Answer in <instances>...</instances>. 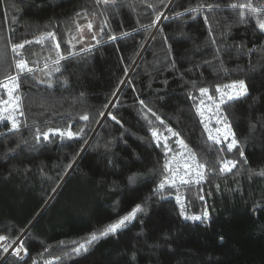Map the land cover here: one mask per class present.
Returning <instances> with one entry per match:
<instances>
[{"label": "trees", "instance_id": "obj_1", "mask_svg": "<svg viewBox=\"0 0 264 264\" xmlns=\"http://www.w3.org/2000/svg\"><path fill=\"white\" fill-rule=\"evenodd\" d=\"M242 2L247 0H165L164 4L147 0L168 18L161 17L154 27L145 28L152 24L155 13L144 0H124L118 3L117 12L107 13L109 24L117 36L124 31L134 35L106 43V29L105 36L98 37L101 44L86 55V62L79 58L62 62L63 71L53 74L51 89L21 77L25 116L16 114V118L21 122L22 138L29 143L17 147L19 134L0 137V234L19 237L17 241L24 242L28 255L18 260L0 251L5 257L0 264H33V260L38 264L45 260L53 264H264V178L249 180L245 173L235 179L231 175L210 177L202 185L211 214L209 224L183 220L172 199L174 190H168L165 199H147L158 182V161L163 156L151 141L136 98L138 93L167 125L179 131L198 157L213 160L215 154L207 151L210 142L187 94L191 91L199 96L197 89L208 87L209 94L215 95V85L244 79L249 95L231 108L223 107L242 142L247 167L264 168V33L255 17L246 13L241 22L238 10L229 7ZM251 2L264 5V0ZM199 3L219 4L213 13H205L221 49L219 59L215 58V46L202 15L172 19L177 11ZM94 7L93 0H0V80L15 71L11 43L53 30L61 49L66 50L63 41L70 26L66 22L76 12L87 8L91 13ZM88 18L98 28L103 19L99 12ZM85 45L78 44L76 50ZM25 51L29 61H36L34 66L41 69L51 63L46 57L55 58L54 51L36 44L26 46ZM221 61L229 69L227 75L215 70ZM35 75L48 80L43 71ZM65 80L67 87L62 86ZM120 80L125 83L120 85ZM117 87L121 91L114 97ZM0 96L7 98L3 89ZM110 100L108 111L121 119L124 129L107 119V112L105 118L98 115ZM85 111L89 122L78 119ZM69 120L74 131L84 127L83 139L66 141L64 146L58 140L42 142L33 149L36 126L42 130L65 128ZM0 131H6L4 123H0ZM9 148L16 150L8 153ZM237 151L223 155L239 159ZM72 159L76 163L68 174L58 175ZM42 168L50 178L41 175ZM149 169L157 172L141 175L129 184L130 175L145 174ZM184 194L189 213L199 214L204 203L199 200L198 189ZM138 203L145 204L146 215L90 246L86 253L64 256L65 251H71V244L62 246L61 241H82ZM58 256L60 260H56Z\"/></svg>", "mask_w": 264, "mask_h": 264}, {"label": "snow or ice", "instance_id": "obj_2", "mask_svg": "<svg viewBox=\"0 0 264 264\" xmlns=\"http://www.w3.org/2000/svg\"><path fill=\"white\" fill-rule=\"evenodd\" d=\"M124 0H93L95 5L93 11L89 13L87 8L82 9L74 14L69 23L70 26L66 29V38L63 43L67 46L66 50L61 49V41L58 39L57 34L53 30L41 31L39 34L33 36L32 39H23L17 43H11V52L13 55V64L14 73H9L3 80H0V89H3L6 93V99L3 96H0V123H4L6 131H0V137L5 139L9 138V134H19L20 138L17 142V147L20 144L29 143L27 140H24L23 134L21 132V122L17 120L16 114L23 117L25 116L24 111V97L20 91V82L21 77L28 79L29 77L32 80L36 81V85L44 84L47 88L51 89L54 87L52 76L54 73H62L63 71V61H72L77 58L85 60L86 55L92 53L93 50L101 44V40L98 37L105 36V30L107 29L109 35L106 36L105 42H116L118 39H124L129 36L134 35L127 31L121 32L119 36L112 33L109 18L107 13L111 10L113 13L118 11V3H122ZM147 3V0H144ZM172 0H167V3H171ZM159 3L164 4L165 0H159ZM147 7L152 9L155 13V18L151 25L145 26L154 27L159 23L161 17L167 19L164 12L157 11V5L154 3H147ZM229 7L232 10H238V18L241 22H244L246 19V13L252 17H255L257 27L259 30L264 33V5L254 6L251 0L242 3H231ZM219 8V4L212 3H199L195 7H190L185 11H177L172 19H181L188 14H191L192 18L197 17L198 15L203 16L204 23L208 26L210 42L215 46V58H220V47L216 45V37L212 32V25L209 21V16L205 13H213L215 9ZM99 12V15L103 17L100 22L99 28L94 31V20L89 19V15L95 17ZM83 19L86 21L85 24H81L79 21ZM47 28V26H45ZM85 29L87 33L90 34V41H95V43H89L84 47L80 48L78 51L77 45L83 44L85 39ZM138 31V30H135ZM154 38V37H153ZM165 43H167V37H163ZM40 45L41 48H47L51 52H55V58L46 57L45 59H51V63H45L43 68L34 66L36 61L30 62L27 58V52L25 51L26 46L30 45ZM66 51V54H65ZM167 51L171 52V46L168 45ZM205 63H210L205 61ZM3 64V56L0 53V65ZM175 66L173 61V67ZM215 70L222 72L227 75L229 69L224 66L221 61L220 65L215 68ZM38 71H43L48 77L47 82L39 79L35 74ZM127 71V68H125ZM125 80H120L119 84L123 85ZM62 86L67 87V81L62 82ZM133 92H136L135 86H132ZM121 91L120 87L115 89L113 96ZM199 96L193 95L191 91L188 92V98L191 99L197 109V114L201 117V122L204 124V131L207 133V142L208 148L207 151L214 152L215 156L213 160L207 158L198 157L197 152L194 151L185 139L181 136V133L175 130L173 127L166 124L165 120L161 118L156 111H154L144 99L139 98L137 93V103L139 104L138 113L143 119L145 124L148 127L150 132L151 141L154 143L155 147L160 149L162 152L163 159L158 161L160 164V169L158 173V182L155 187L152 189L151 196L147 199H151L152 196H156L160 199L166 198V193L168 190L175 191V202L179 207L180 217L189 222H199L201 224H209L211 221V214L208 208L207 200L205 195H203L204 188L202 185L209 182V178L213 176H224L227 177L231 175L234 179L237 178L241 173H245L247 178L251 180L253 177L264 178V168L260 170L252 169L247 167L248 161L245 156L243 145L240 140L237 139L236 133L232 127V122L229 119L227 110L223 107L227 105L228 108H231L233 103L236 101H241L249 95V89L246 81L244 79L232 80L229 83L220 85H215V95H210L208 87H199L197 89ZM210 102L209 104L205 103V99ZM112 101L104 105V109L101 110L98 115L100 118H105V113L107 112V119L114 121L115 124L119 125L121 129H124V124L117 115L112 114L108 111L109 104ZM154 118H149V115ZM71 117V113H68ZM78 119L83 122L90 121V115L88 112H83L78 115ZM99 119L96 120V123H99ZM158 122V123H157ZM215 124V127L210 125ZM25 127L27 124L25 122ZM163 126V129L160 128ZM255 126L253 125V128ZM125 131H127L125 129ZM166 133V134H165ZM85 136L84 127H80L78 130L74 131L72 128V123L69 120L65 128H52L48 127L46 130H42L40 126H36L33 131V149H38L42 142L44 144H52L57 140L61 146L65 145L66 141H73L76 139H83ZM121 139H123V134H121ZM174 138V139H173ZM170 140L173 142L170 143ZM86 143L87 141L84 140ZM115 142V138L110 140L108 144H105V149L109 148V144ZM178 145V149L175 147ZM16 149L9 148L8 153L15 152ZM238 150V151H237ZM82 152L83 149L81 148ZM232 153L237 151L239 159L236 158H226L223 153ZM79 155V152L77 153ZM76 163L75 159L70 160L66 165L64 170L61 173H58L60 176H66L68 170L72 168L73 164ZM111 163V161H109ZM218 165V167H217ZM156 169H149L148 173L141 174L136 173L128 177L129 184H134L141 175L155 174ZM41 175L47 177V174L44 172L43 168L41 169ZM237 183L239 181L237 180ZM59 185H57L58 187ZM197 188L200 195L199 200L204 203V207L199 214H191L188 211L187 197L184 193ZM217 190H219L220 185H216ZM183 190V191H182ZM239 191V188L236 189ZM260 205H257L259 208ZM255 212L256 209L254 208ZM147 209L145 204H136L131 211L122 217L118 218L115 222L110 223L97 231L91 232L84 240L82 241H71L64 242L61 241L62 246H67V243L71 244V251H65V257H71L73 255H81L86 253L90 246L98 243L100 240L109 237L110 235H115L119 231L127 228L129 224L137 219L138 216L146 215ZM223 238L221 237V240ZM19 237L12 238L11 235L0 234V251L4 254H9V249L16 244ZM48 249L46 248L45 251ZM13 257L18 260H22L25 256L28 255V250L24 245L23 241H20L19 245L16 246L10 253ZM43 253H41V257ZM5 257L0 256V260H4ZM61 257H56V260H60ZM33 264H38V261L33 260ZM44 264H53L51 260H45Z\"/></svg>", "mask_w": 264, "mask_h": 264}, {"label": "rangeland", "instance_id": "obj_3", "mask_svg": "<svg viewBox=\"0 0 264 264\" xmlns=\"http://www.w3.org/2000/svg\"><path fill=\"white\" fill-rule=\"evenodd\" d=\"M80 23H81V24H85L86 21L82 19V20L80 21ZM94 24H95V27H94L93 30L96 31V30L98 29V25H97L95 22H94ZM89 36H90V34H88V33H87V29H85V39H84V43H83L82 45H84V44H89V43H90ZM19 243H20V241H17L16 244L13 245L12 248L9 249V254H5V257L8 256V255H11L10 253L12 252V250H13L16 246L19 245Z\"/></svg>", "mask_w": 264, "mask_h": 264}, {"label": "built area", "instance_id": "obj_4", "mask_svg": "<svg viewBox=\"0 0 264 264\" xmlns=\"http://www.w3.org/2000/svg\"><path fill=\"white\" fill-rule=\"evenodd\" d=\"M205 103L206 104H209L210 105V102H208L207 101V98H205ZM196 115H197V118H198V120H199V123L201 124V126H202V128H203V131H204V124L201 122V117L197 114V109H196ZM210 126H212V127H215L216 125L213 123L212 125H210ZM205 132V131H204ZM206 133V132H205ZM206 135H207V133H206ZM187 143V142H186ZM190 146V145H189ZM176 147H177V149H178V145H176ZM175 193V192H174ZM176 194V193H175ZM175 194H173L172 196V199H173V201L175 202V199H174V196H175ZM175 205L178 207V205L176 204V202H175ZM179 208V207H178Z\"/></svg>", "mask_w": 264, "mask_h": 264}]
</instances>
